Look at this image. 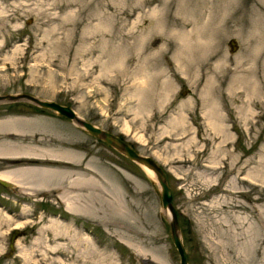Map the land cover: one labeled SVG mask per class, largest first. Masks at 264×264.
<instances>
[{
	"label": "rangeland",
	"instance_id": "rangeland-1",
	"mask_svg": "<svg viewBox=\"0 0 264 264\" xmlns=\"http://www.w3.org/2000/svg\"><path fill=\"white\" fill-rule=\"evenodd\" d=\"M66 2L0 0V92L29 87L154 159L172 190L188 264H259V254L236 253L233 234L216 229L218 213L209 206L235 183L232 170L247 163L244 178L263 166L264 0H77L58 7ZM196 18L212 47L181 59L178 30L193 31L188 21ZM44 119L31 124L34 133L43 128L51 149L80 152L77 165L95 178L78 199L93 209L74 214L53 190L33 196L0 186V264H180L159 187L146 170L69 119L51 110ZM240 198L249 207L240 212L260 232L264 215L255 207L264 205V190L255 186ZM53 222L71 224L70 235H55ZM211 231L227 243L226 256Z\"/></svg>",
	"mask_w": 264,
	"mask_h": 264
},
{
	"label": "bare ground",
	"instance_id": "bare-ground-1",
	"mask_svg": "<svg viewBox=\"0 0 264 264\" xmlns=\"http://www.w3.org/2000/svg\"><path fill=\"white\" fill-rule=\"evenodd\" d=\"M76 3H77V0H67L66 3H63L62 5H59L58 7L60 8L72 7ZM186 22L187 21H185V24ZM188 22H191L193 24L192 26L194 28L193 31L187 33V32H182L181 30H178L179 31L178 32L179 43L177 46L179 49V53L181 54V56L179 57L185 60L188 58L191 59V57L193 56L191 52L195 48H200L201 50L202 49L204 50L205 48L210 49L212 47V46L210 47L211 44L210 45H208L209 43L207 44L206 40L203 41L202 32H199L200 29L203 28L201 25L202 23L199 22L198 19L196 21L191 20ZM181 63H182V60H181ZM104 68L105 67H103V69ZM255 84H256L255 81L251 84L252 91L257 90L255 88L256 87ZM166 96H168V94ZM205 101H208V99H206ZM209 114H210L209 115L210 124L214 125V123H216L215 117L217 115V111L214 109L213 106L209 108ZM22 124H26L28 126L30 125V127L28 126L25 127ZM31 124H35V121L34 120H23V119H0V165L1 164L4 166L11 165V166H8V169L0 172V179L10 182L12 185L11 187L17 186L15 191L16 190L20 192L22 191L24 195L28 193L29 195L32 194L33 196L35 195L37 196L43 193H47L49 191L51 192L53 190L54 192L52 193L56 194V197H58L62 202H64L68 212H71L74 214H85L86 210L91 211L93 209V207L91 209L92 205L90 206L88 204V206H86L83 204L85 202L81 203V201L79 202L78 200L79 197L81 196L79 192L80 190H82L83 188H86L87 186H91L95 184V178L91 174H87L88 171L87 172L86 170L83 171L84 169L81 170V168L77 165V159L80 156L79 154L80 152L78 153L76 151H72L69 148L68 149L63 148L62 151L51 149L49 146H46L44 144V141L42 138H39V137L37 138L36 136L37 134L34 133L35 129H32ZM29 129L31 133H34L33 135L29 134ZM20 138L26 139V141L32 140V141H35L36 143H40L41 145H36L35 142H33L32 144L31 143L30 144L19 143L18 140H20ZM24 158L31 159L33 161H36V159H38L40 162H43V163L42 164L38 163V164L12 165L14 163H17L16 162L17 160L24 159ZM260 164L261 166L263 165L262 168H257V169L253 168V171H249L248 173H245L244 178L243 177L241 178L239 176L242 175L243 168L247 167V163H245V166L243 168L237 171L232 170L231 171L232 173L233 172L236 173L235 178H234L235 183L226 186L222 190V195L216 200V202L212 203L211 206H209V208L214 210L216 213H218L217 215L212 217L213 218L212 222H213V225L216 226V229L218 227V230L230 231L231 234H233L231 236L232 237L231 239L236 244V253L239 254L240 256H243L244 258L246 256H249L250 254L252 255L259 254L258 257L260 256L261 258V260L259 261V264H264V226H262L263 228L260 232H257L254 228L253 223L250 221L249 214L248 213L246 214L244 212L246 214L245 215L244 213L240 212V211H243V209L245 211L249 210V207L243 204L242 201H240L241 199L240 197L248 196L252 191V187L254 188L255 186L261 187L262 190H264V160L261 161V163L257 165L259 166ZM145 170L148 173V175H150L153 179H155L152 171L147 170V169ZM242 184L246 185V187L248 186L250 190L242 187L243 186ZM260 199L261 197L254 198L255 201H259ZM245 207H248V208H245ZM255 210L261 216L264 215V205H260L258 206V208L255 207ZM91 215L92 214H90L89 216ZM50 228L53 229L55 235L65 236L64 234L66 233L70 235L69 229L71 228V224H69L68 222L67 223L66 222L65 223L53 222L52 225H50ZM241 228L243 229L241 230ZM226 231H223V234H225V236L227 234L225 233ZM79 234H81V232ZM216 234H219V233H217L216 231ZM216 234L212 233L211 231V233L209 234L210 236L209 238L210 240H212V243H215L217 239V242L215 244L222 249V254H223L222 256H226L225 250L227 247H225V245L227 243L224 242L225 241L224 239H223L224 241H221V238H218L219 236L217 235L218 236L217 237ZM76 236H79L80 240L85 238L84 236L78 235V234ZM257 240L259 242V246L255 243L257 242ZM90 243H91L90 240H88L87 246H91ZM59 245L61 244H58V245L56 244L54 247H58ZM247 258L248 257H246V259ZM222 261H220L219 259H216L214 261V264H225Z\"/></svg>",
	"mask_w": 264,
	"mask_h": 264
},
{
	"label": "water",
	"instance_id": "water-1",
	"mask_svg": "<svg viewBox=\"0 0 264 264\" xmlns=\"http://www.w3.org/2000/svg\"><path fill=\"white\" fill-rule=\"evenodd\" d=\"M16 95H5L0 96V102L15 100ZM27 100L33 102L34 104L47 108L55 112L59 116H63L66 119L72 121L75 125L85 130L89 135L95 137L97 140L102 142L105 146L112 148L116 152L122 154L131 162L135 163L142 169H147L152 171L154 174L153 182L158 185L159 189L157 192L160 193L161 204L163 209L168 213V224L170 235L173 241V244L179 254L180 264H188V255L185 250L183 243V232L178 219V212L172 202V190L168 184L167 176L162 167L151 157L142 155L137 152L132 145L126 142L125 139H122L118 135H115L107 130L101 129L100 127L92 124L91 122L82 119L79 117L72 107L68 105H61L55 101L43 100L35 96L25 95ZM0 184L4 187H11V183L5 180L0 179ZM19 234L17 229L13 230L10 235L9 249L10 253L14 249L15 237Z\"/></svg>",
	"mask_w": 264,
	"mask_h": 264
},
{
	"label": "flooded vegetation",
	"instance_id": "flooded-vegetation-1",
	"mask_svg": "<svg viewBox=\"0 0 264 264\" xmlns=\"http://www.w3.org/2000/svg\"><path fill=\"white\" fill-rule=\"evenodd\" d=\"M5 95H16L19 96L17 97L15 100H10V101H2L0 102V119H23V120H34L35 122L41 121L43 122V124L46 123V121H44V117L48 116V111H50L47 108H43L40 107L36 104H34L33 102L27 100L24 96L25 95H30V96H35L37 98L43 99V100H48L47 98H43L41 96H39L37 93H34L29 87H20L18 90H14L11 92H0V96H5ZM15 117V118H14ZM17 117V118H16ZM28 118V119H27ZM25 127H27L28 125L26 124H22ZM44 126V125H43ZM41 135V136H38ZM37 138H42L44 141V144L47 146L48 140L47 137L44 134V130L43 128L40 130V133L36 135ZM35 136V137H36ZM21 140V141H20ZM19 143L22 144H32L35 141L32 140H27L20 138ZM36 145H41L40 143H36ZM25 161V162H24ZM17 163H14L12 165L15 164H42L43 162H40L38 159H36V161H33L31 159H20L16 161ZM8 166L11 165H0V172L8 169ZM0 186H2L0 184ZM6 188V187H5ZM17 188V186H13V187H9L6 189L9 190H15Z\"/></svg>",
	"mask_w": 264,
	"mask_h": 264
}]
</instances>
